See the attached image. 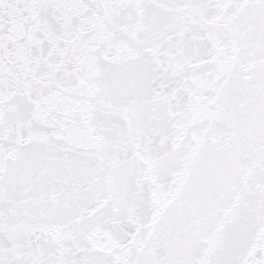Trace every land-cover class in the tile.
<instances>
[{
    "label": "snow or ice",
    "instance_id": "1",
    "mask_svg": "<svg viewBox=\"0 0 264 264\" xmlns=\"http://www.w3.org/2000/svg\"><path fill=\"white\" fill-rule=\"evenodd\" d=\"M0 264H264V0H0Z\"/></svg>",
    "mask_w": 264,
    "mask_h": 264
}]
</instances>
